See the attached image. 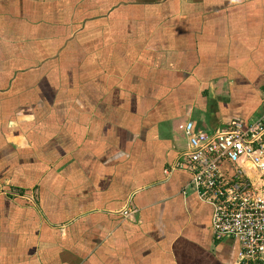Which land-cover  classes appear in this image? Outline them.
<instances>
[{"label": "crops", "instance_id": "obj_1", "mask_svg": "<svg viewBox=\"0 0 264 264\" xmlns=\"http://www.w3.org/2000/svg\"><path fill=\"white\" fill-rule=\"evenodd\" d=\"M263 110L264 0H0V264H239L165 170Z\"/></svg>", "mask_w": 264, "mask_h": 264}, {"label": "built area", "instance_id": "obj_2", "mask_svg": "<svg viewBox=\"0 0 264 264\" xmlns=\"http://www.w3.org/2000/svg\"><path fill=\"white\" fill-rule=\"evenodd\" d=\"M188 148L165 170L192 174L191 185L213 207L216 240L240 245L239 264H264V110L215 131L185 128ZM130 216L131 210H124Z\"/></svg>", "mask_w": 264, "mask_h": 264}, {"label": "trees", "instance_id": "obj_3", "mask_svg": "<svg viewBox=\"0 0 264 264\" xmlns=\"http://www.w3.org/2000/svg\"><path fill=\"white\" fill-rule=\"evenodd\" d=\"M13 190L16 191V193L18 194V195H15V194H12V193L10 192V195L13 196V197L22 196V195L25 194V191H26V190H24V189H22V188H20V187L13 188Z\"/></svg>", "mask_w": 264, "mask_h": 264}, {"label": "rangeland", "instance_id": "obj_4", "mask_svg": "<svg viewBox=\"0 0 264 264\" xmlns=\"http://www.w3.org/2000/svg\"><path fill=\"white\" fill-rule=\"evenodd\" d=\"M10 191H11L12 194L18 195V194L16 193V191H14L13 189L10 190Z\"/></svg>", "mask_w": 264, "mask_h": 264}]
</instances>
